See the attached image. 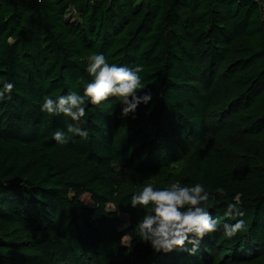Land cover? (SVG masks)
I'll use <instances>...</instances> for the list:
<instances>
[{
    "label": "trees",
    "instance_id": "obj_1",
    "mask_svg": "<svg viewBox=\"0 0 264 264\" xmlns=\"http://www.w3.org/2000/svg\"><path fill=\"white\" fill-rule=\"evenodd\" d=\"M94 52L143 65L152 100L127 118L115 98L88 105V138L59 145L70 121L42 99L82 92ZM0 76L15 85L0 103V264H264V0H0ZM175 163V182L224 188L209 211L247 230L221 227L196 255L123 246L145 215L125 175Z\"/></svg>",
    "mask_w": 264,
    "mask_h": 264
},
{
    "label": "clouds",
    "instance_id": "obj_2",
    "mask_svg": "<svg viewBox=\"0 0 264 264\" xmlns=\"http://www.w3.org/2000/svg\"><path fill=\"white\" fill-rule=\"evenodd\" d=\"M84 71L90 79L82 80V92L70 90L65 95H46L42 99L40 110L48 117L63 116L66 131L57 130L52 140L59 145L69 143V137L87 139L89 132L83 127L86 121L88 105H111L115 100L121 105V117L135 116L140 105H149L151 93H138L145 89L142 73L143 65L110 63L103 53H90L86 56ZM15 85L0 76V103L11 100ZM110 98H115L111 100ZM214 193L223 196L224 188L217 187ZM213 191L202 183L181 184L179 180L163 188H154L149 183L137 194L129 197L128 204L133 209H142L145 215L131 233L121 240L129 247L134 239L148 244L155 254H168L174 250H185L188 255H196L200 242L211 234L221 230L224 238L233 240L239 233L246 231L243 219L235 223H223L213 217L209 211L210 201L215 199ZM229 205V209H232ZM117 209L114 207L111 212ZM231 215L232 212L226 213ZM127 228L128 225L123 226ZM190 248H185V245Z\"/></svg>",
    "mask_w": 264,
    "mask_h": 264
},
{
    "label": "rangeland",
    "instance_id": "obj_3",
    "mask_svg": "<svg viewBox=\"0 0 264 264\" xmlns=\"http://www.w3.org/2000/svg\"><path fill=\"white\" fill-rule=\"evenodd\" d=\"M72 17V18H71ZM70 19L73 21L76 18L74 15H72ZM230 134H227L226 136L231 139V145L241 143L240 137L236 136L235 133L232 131H229ZM241 147V145H240ZM234 160H244L241 156H238L232 151L227 152ZM247 161V160H246ZM178 163L173 164L168 173H161L154 176H147V177H136L131 175H125L122 185V191L123 192H138L139 190H142L144 186L151 183L153 184V187H167L170 186L171 183L175 182V179L177 178V172H178ZM86 201L89 202L88 198H86ZM125 242V241H124ZM126 243V242H125Z\"/></svg>",
    "mask_w": 264,
    "mask_h": 264
},
{
    "label": "built area",
    "instance_id": "obj_4",
    "mask_svg": "<svg viewBox=\"0 0 264 264\" xmlns=\"http://www.w3.org/2000/svg\"><path fill=\"white\" fill-rule=\"evenodd\" d=\"M91 2H94V1H99V0H90ZM108 1H112V0H108ZM255 2L257 3H261V0H254Z\"/></svg>",
    "mask_w": 264,
    "mask_h": 264
}]
</instances>
